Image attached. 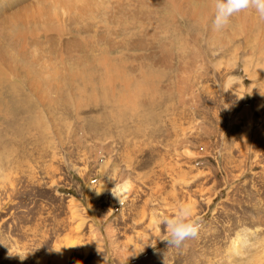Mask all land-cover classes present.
<instances>
[{
  "label": "rangeland",
  "instance_id": "1",
  "mask_svg": "<svg viewBox=\"0 0 264 264\" xmlns=\"http://www.w3.org/2000/svg\"><path fill=\"white\" fill-rule=\"evenodd\" d=\"M115 10L116 55L91 33L78 48L66 27L59 43L27 39L36 63L0 58L12 76L0 80V264H264L259 22L247 30L234 16L217 31L214 11L202 24L168 0H116ZM80 11L97 20L110 7ZM91 48L119 73L111 86L97 67L91 84L66 81ZM124 179L121 204L112 189ZM184 203L203 227L177 247L158 220Z\"/></svg>",
  "mask_w": 264,
  "mask_h": 264
},
{
  "label": "bare ground",
  "instance_id": "2",
  "mask_svg": "<svg viewBox=\"0 0 264 264\" xmlns=\"http://www.w3.org/2000/svg\"><path fill=\"white\" fill-rule=\"evenodd\" d=\"M168 1L171 3V5L176 7V9H179L180 12L182 11V14L183 12H186L190 18L198 19V21L202 24L206 22L207 18L212 14V11H214V0H204V5H201V2H197L195 0V2H197V5L195 4V2H193V4H195L196 7H194V5L187 0ZM115 3L116 0H1L0 33H3L0 34V38L3 39L7 46L0 47V58L2 54L5 53L11 60L22 65H25L26 63L30 64L32 62L36 63V60L35 58H33V56L25 54L24 49L28 43L27 39L30 42L34 43H42L46 41L50 42L56 39L59 43L63 28L65 30L66 27H68L71 32H74V34H71L73 35L72 41L78 48L87 43L85 35L87 33H91L92 39L90 41L94 46L97 47L99 44H103L104 47H106L108 50L116 52V55L118 54L119 47L121 46V44L124 45V43L122 42L119 35L120 29L118 25L117 11L115 10ZM97 4L109 5L110 11L108 17H105L104 14H100L99 12L97 20H90L85 14L81 13L80 11L82 8L89 10ZM39 6L44 7L46 10L44 8L41 9ZM70 14H73L74 16H71ZM236 16L243 24V29L247 28L248 30V28L250 29V27H252L254 23L259 22V28H257L259 31L257 29L256 30L257 32H259L258 34H260V36L256 35L255 40L264 41V20H261L257 16V18L255 19V16H252L248 11L246 13L242 12ZM106 19H108V25ZM127 22H132L131 15L128 16ZM34 31H36L37 33L36 37L32 36V33ZM131 31V29H125V36L129 35ZM25 35L30 36L26 38ZM7 47H9L10 49ZM95 49L97 48H91L89 50L88 54L83 59V63L86 65H82L81 67L79 66L77 68V75H74L72 78L66 79V81H80V83L82 84H91L92 79L90 78V75L92 74H90V72L94 67H97L98 69L102 68V71L98 73V76L101 79H104V83L107 82L105 83L108 84L106 86H111V84L109 83H112L113 80H117L119 78V73L116 71H110L109 61H107L106 58L100 59V56L98 53H96ZM39 59L41 58L39 57ZM96 61L98 62V64H96ZM62 69L63 68H61V70ZM27 73L31 74V77H34L35 85L42 84L37 88H43L46 90L50 87V84H47L44 81L43 72L27 70ZM51 73L54 77L58 75V72L56 70H53ZM9 74L11 75V73L3 67L0 59V80H5L7 78L12 79V76L9 77ZM64 79L65 77L63 75L61 77V80L65 81ZM124 85L126 86V84ZM262 97H264V94H262ZM132 100L133 99H125V101L129 105H133ZM120 101L123 105L122 99H120ZM146 173H143V178H146ZM123 181L126 180L124 179ZM97 187H99L98 190H100L102 184L100 183L99 186L97 185ZM127 194L122 198L127 197ZM151 222L153 223L154 221L151 220ZM111 229L112 228L110 226H107L106 228V234L108 235L110 242L111 235L113 234Z\"/></svg>",
  "mask_w": 264,
  "mask_h": 264
},
{
  "label": "clouds",
  "instance_id": "3",
  "mask_svg": "<svg viewBox=\"0 0 264 264\" xmlns=\"http://www.w3.org/2000/svg\"><path fill=\"white\" fill-rule=\"evenodd\" d=\"M249 10L254 11L261 20H264V0H214L212 26L217 31L223 30L234 16ZM101 191L102 187L97 190V195L101 194ZM130 191V182L125 181L122 184H116L112 194L122 204V197ZM202 220L203 217L195 211L191 203L181 204L171 216L158 220V224H162L166 232L161 240L179 247L199 234L203 227Z\"/></svg>",
  "mask_w": 264,
  "mask_h": 264
}]
</instances>
